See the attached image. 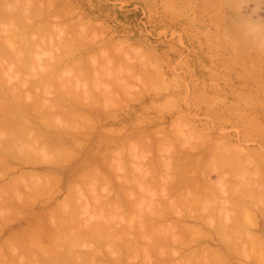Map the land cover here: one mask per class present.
<instances>
[{
  "label": "rangeland",
  "instance_id": "374dc122",
  "mask_svg": "<svg viewBox=\"0 0 264 264\" xmlns=\"http://www.w3.org/2000/svg\"><path fill=\"white\" fill-rule=\"evenodd\" d=\"M23 13H25V14L21 15ZM27 13H28V15H27ZM23 16L28 18V19L30 18L29 21L26 18H24V20L26 21L25 22L26 24L24 23ZM12 18L15 19V23L20 18H22L21 21L23 20V22H21L20 20L19 21L22 23L23 27L19 26L18 29L20 30V28L21 29L24 28L26 33H28L27 38H26L27 35L24 33L25 31L23 29L21 30L22 31V33H21V31H19L17 29V27H15V25L18 26V24L21 25V23H19V22H17V24H15L13 22L15 25L10 26V27L11 28L14 27V29L9 30V28H10L9 25L10 24L12 25V22H10V20L14 21V19L12 20ZM0 20H4V22L6 20V22L7 21L10 22V23L7 22L4 25H3V23H4L3 21H1L2 23H0V24H2V25H0V30L2 31V32L0 31V36H3V37H1L2 39H4L6 37L5 34L7 32L5 30V27L7 28V26L9 27V28H7V31H8V34H10L9 36H10L11 40L14 37L13 34L16 33L15 32L16 31L15 28H16L20 32L18 34V37L24 33V37L28 40V44L34 43V41L37 38L34 35L36 34L35 32L38 31V33L41 35H38V33H37V36L39 39H37L35 41L37 44L36 47L41 45L42 48L46 47V45L48 43H49V45H51V43H55L56 42L55 40L58 39V37L61 38V32H58L56 30V29L59 30V28H61L63 31L62 30H59V31L63 32L62 38L63 39L67 38L66 40H69L71 42L73 41L72 47H71V43H69L71 48H74L77 43L81 44L82 46L77 44L78 46L76 48L77 49H78V47H82V48H79L80 52L78 50L76 51L75 50L76 48H74V49L69 48L68 44L65 45V48H63L64 47L63 45L65 43H68L69 41H66L64 39V41H65L64 42L63 39L61 38L62 41L57 40V42L61 41L63 43L62 46L61 47L59 46L60 49L59 48L56 49L55 48L56 46L53 44V46H54L53 50L57 51L55 53H58V51H59V54H61L63 49L65 51V50H67V48H69L68 50L71 51L69 53V56L71 54L73 55L74 50H75V53H77V54L74 56L75 57L77 56V58H78V59L77 58H75V59H77V60L82 59L81 60L82 62L79 60L78 63L80 62L79 63L80 65H81V63L86 65L85 67H84V65H82V67L81 66L78 67L79 66L78 65L77 67L81 68L83 70H88V68L91 67L89 69V71H90L89 74L91 76L89 75L90 78H88V76L85 78L86 83H89L92 80L91 79V77H93L92 76V69H93V75L95 74L93 78H95L97 76V74L99 73V72L95 73L97 71L95 69L96 67L98 68V71H100L101 75L102 74L106 75L109 73L106 76L103 75V77L99 75V77H100L99 79L97 77L96 78L99 81H101L102 78L103 79L105 78L104 82H106V84H108V86H107L108 90H110L109 88H112L111 89L112 91H109V93L112 92L111 94L104 93L103 92L104 90L102 91L103 87L106 85L105 83L103 84V79L101 81L103 87L100 85L99 88L101 89V87H102L101 91L106 95H104L102 92H101V94L104 95L105 97H103L101 94H99L100 92L97 93L98 92V86L96 89H94L95 84L97 82L99 83V81H97L96 78L92 80V82L94 83V85L92 83L93 86H90L91 84L90 85L87 84L88 86L91 87V88H89L92 92L91 94H93L94 96L97 97L96 100H97L98 105H99L98 107H100L102 109L99 110V108H95L96 101L93 97H92V99H90L89 94L87 97H89V100L91 101V103L93 101H95V103H93L95 106L93 104H89L90 101H87V104H89L90 106L91 105L94 106V108H93V106L90 107V109L91 108L94 109V110H91L92 112L90 111L89 106L84 102V100L82 101V99H81V101L84 102L85 105H87L88 110L90 111L89 112L87 109L86 110L88 112H86V110L85 111L81 110L82 115H84V118H85L84 121L89 122V123L85 124V122H84L83 124H81L80 121H78V118H79V120H81L83 122V117H81V115L79 117H77L78 122L76 121V116L74 119H72L75 121H71L74 123L77 122V124L80 123L79 124V125H81L80 128L81 127H84V128L82 129V133H81L80 131H78L79 127L77 126L76 123H75L76 125L74 124V126H76L75 128L77 129V131L75 130V128L72 125L71 128L74 129L75 135L73 134L72 131H71L70 135L71 136L74 135L73 137L75 139V143H71L72 145L71 144L66 145L67 143H64L70 149L74 148L73 149L74 151H72L71 154H73V152L77 151V153H79V155H81V156H79V155H76V153H75V155L77 157L75 155H73L74 157L72 156L73 158L72 159L70 158V161L65 162L66 164L63 163L67 170H69V169L71 170L72 168L77 167L79 165V163H81V160L82 161L86 160V163H89L88 165L91 169L90 171L95 169V172H96L97 170L100 171L101 168H103V170L105 169L104 170L105 172L107 171L106 175H108V176H109V174L112 175V176L111 175L109 176L111 179L107 178V179H110L111 181L112 180L114 181V182L112 181L110 183V185H112V183H114V185L117 183L120 184L121 182H123L122 180L125 181V179L129 176L128 179H126V180L130 181V182H128L130 184L129 185L130 189L132 187H134L133 189H131L133 192L132 191L131 192L137 193V194H134V196L135 195L137 196V199H135L136 197H134L132 193L131 194L133 197H131L128 194L127 195H128V197L130 196L131 198H134L136 201H134V199L131 201H133L136 204H137V200H140V201H138L139 202L138 204L140 206L142 204V198L143 197H144L143 199H145V198L148 199L150 197L149 199L153 203H155L156 201L154 200V197H156L157 193H159V192L156 191V189H155V188H157L156 185L152 184V186H150V185L148 186V187H150L149 190L151 189V191H152L153 189H155V191H156V192L154 191V193L156 195H151V192L149 194V192L147 193L144 190L145 188L144 189L141 188L143 191L141 189H139V187H137V185L135 184L136 182L132 183L135 174H137L136 172H138V173L140 172V170H138V169H137V171H135V169L137 167H135L134 165L137 164V165H140V167L142 165V167L144 166L145 168L149 169L147 165L151 164V162H153V160L160 161L158 156H160V158H161V156L164 157L161 160H162V162L165 161V163H166V161L170 160L171 157L172 158H173V156L175 157L174 153L176 154V152L179 153L178 151H180V153L177 154V155H180L181 151L184 152L186 149L190 151V150H192L191 148H194L192 151L198 150L197 152L196 151H194V152L196 154H198L197 155L198 157L201 156L202 163L205 165L208 164L207 166L202 165V167L203 168L205 167L207 170L211 169L209 172H211L212 170L215 171V172L212 171L211 173L208 172V175L210 177L209 180L213 181L214 185H212V187L215 186L213 188V190H215V188H216V191H215L216 193L214 194V191H209L210 193L206 194V195H209V197L207 198V202H206V200L203 202V199H205V197H206V196L204 197V195H203L201 197L202 198L201 201L203 203H201L199 201V203H201L202 205L199 203H197V205H194V206H196L195 210L199 207L200 210L197 209V210H199V213H198L199 216L198 217H200L202 219L201 220L202 223L199 222V223H197L196 227L195 226L191 227L195 231L193 229L191 231L186 230L187 233L189 232L188 233L189 235H188L187 233L183 232L185 230L182 229L183 230L182 231L180 229L182 231V233H184L181 235L184 236V239H187V241L189 239V236H192L191 238H192L193 242H194V239H195V241L198 240L200 242L199 243L195 242V244L191 243L192 245L190 244V247H188V248L186 246L188 243H186V245L183 244V245H185L184 247L177 248V249L183 250L182 254L183 253L185 254V252H188L187 255H189L190 257L187 256L189 258V259L187 258V260L189 262L192 261L194 258L195 259L198 258V259H201V261L203 259L202 264H204L205 262H206V264H210L211 263L210 260L212 261L211 264H264V0H0ZM46 24H47V26H46ZM24 25H26V26L24 27ZM254 26L257 27L256 30H254L255 29ZM37 27L41 31H39L38 29H35V31H34V28H37ZM40 27H43V29ZM251 28H253V29H251ZM3 29L5 32L3 31ZM44 29H45V31H44ZM51 30H52V33L50 32ZM55 31H57V32H55ZM3 32H4V34H2ZM11 33H12L13 37H11ZM261 33H262V36H261ZM16 34H15V37L13 39H14V41H16V43L18 41H20V44H19V42L17 43L19 46H16V48L19 49L20 45H21V41L23 42V40H21L22 37L17 38ZM32 34L36 38H35V40H33L31 42V39H34V38H33V36H32V38L31 37L29 38V35L31 36ZM52 34H53V36L58 35V37L54 36V37H56V39L54 38L55 42H52V39H53V37H51ZM39 36H42V40H40L41 37H39ZM45 37L47 39H45ZM1 38H0V40H1ZM27 40H26V42H27ZM14 41L13 40L11 41L12 45H13ZM29 41H30V43H29ZM38 41H39V43H38ZM40 42L42 44H40ZM44 42H46L47 44H44ZM74 43H76V44H74ZM17 44H14V45H17ZM49 45H47V47ZM256 45H259V47ZM53 46H51V47H53ZM66 46H68V47L66 48ZM9 48H11V46ZM68 50H67V52H69ZM7 51H9V50H7ZM7 51H4L5 53L3 52V55L0 54V58H2V59H0V62L2 61V64H3L2 66L6 67L5 64H7V67H8V65L12 64V66L10 65V67H15L16 66L15 65L16 64L15 59L13 60L14 63H12L13 61L11 60L12 62H10V64H9L8 60H10L11 58L6 56V55H8V54H6ZM60 51H61V53H60ZM53 52L51 50L49 52L50 55ZM22 53L23 52H20V54H19L21 57H23L24 55H25V57L27 56L24 53H23L24 55H22ZM49 53L46 52V54H49ZM4 54H5V56H4ZM46 54H43L46 56V60H48L47 59L48 57L50 59V56H48ZM65 55H68V54H65ZM40 56L42 57V55H40ZM57 56H58V54L54 55V57H57ZM69 56L66 57L67 58L66 62L68 64L71 62L70 65H72V66H73V63H74V65H76L77 61L75 64V62H73L74 59L70 60V58H72V57L74 58V56H72V57H69ZM83 57H84V59H83ZM5 59H7L8 63L5 62L6 61ZM41 60L46 62L45 58H41ZM126 60H127V62H126ZM109 61H110V63H108ZM86 62H87V64H85ZM93 63H94V65H93ZM44 64L45 63H43V65ZM34 65H36L35 67H39L38 64H31L30 67H33ZM0 66H1V64H0ZM2 66L0 67V69L2 68ZM72 66H71V68L74 69L77 74L81 72L80 69H78V68L75 69L74 66L73 67ZM116 67H118V70L114 71L116 69ZM113 68H114V70H113ZM128 68L130 70H128ZM32 69L33 68L28 69L29 71L31 70V73L27 74L25 72H28V70H24L23 74H26L27 76H30V75L33 76L35 73L32 71ZM120 69H123V70H120ZM131 69H133V71ZM36 70L38 72L39 69H36ZM68 70H70V66H69ZM74 70H73V72L72 71H70V72L66 71V72H68L69 74L72 72L71 73L72 76H71V74H70V76L73 77V80H71V81L75 82L76 79L78 78L77 76L79 74L78 75L76 74L77 75L76 76L74 73L75 72ZM77 70H78V72H77ZM20 71L21 72H19L18 70L15 72L13 71L15 74L10 73L13 75V78H15V79H16V76L19 75L18 76L19 79H17V80L11 78L12 83H14L16 86H18L19 81H22L24 77L25 78L27 77L26 75L22 74V70H20ZM40 71L42 72V69H40ZM123 71H124V73H123ZM105 72H106V74H105ZM62 73H65V72H62ZM68 73L66 75L67 79H68V77H70ZM125 73H127V75ZM20 74L23 75L24 77L21 78L22 76H20ZM60 75L63 76V78L65 76L64 74L63 75L60 74ZM83 75H84V73H83ZM85 75H88V73L86 72ZM128 75H131V76H128ZM36 76L34 75L33 77H31V76L30 77L33 80H35V78H37ZM61 76H60V78H59V76H57L58 77L57 79H61V80L65 81L64 79L61 78ZM81 76H82V74H81ZM81 76L79 77V79L81 78ZM74 77H77V78L74 79ZM121 77H123V78H121ZM83 78L84 77H82L81 79H83ZM32 79H30V80H32ZM57 79H55V81ZM67 79H66V81H67ZM70 79L71 78H69V80ZM79 79L76 82H78ZM121 79H122L123 83H121L122 82ZM25 80H27V79H25ZM95 80L97 82H95ZM112 80H114V81H112ZM55 81H54V83H55L54 85H56ZM84 81L85 80H83L81 82L79 81L81 83V84L79 83L80 85L78 84L79 86H76V84H77L76 82H75V84H74V82H72V85L74 84L73 85L74 87H76V88L81 87V89L85 88L83 90H86V88L88 89V86L87 87L85 86L86 83H84ZM87 81H89V82H87ZM119 81H121V82H119ZM68 82L71 84L70 81H68ZM110 82H112V83H110ZM116 82H117V85H115ZM126 82H129V83H126ZM9 83H11V82L9 81L8 84ZM65 83L66 82L63 83L64 86L63 85L60 86V84L57 83L59 85V87H62V88H59V87H57V88H59V90L63 89L65 87ZM83 83L85 85H83ZM11 84H9V85H11ZM121 84H122V86H120ZM129 84H131V85H129ZM66 85H67L66 88H68L67 83H66ZM71 86H69V87L72 89L73 86L72 87ZM119 86L121 87V88H119V89H121V91L118 89ZM92 87H94V88L92 89ZM70 88H68V89H70ZM76 88H73V89H76ZM114 88L117 90H115ZM124 88L126 90H124ZM32 89L33 88H28V93H30V94L35 93V92H32ZM34 89H35L34 91L39 89L38 94H41L40 93L42 91V90H40L41 88H34ZM42 89H43L42 93H44L46 89L45 90H44V88H42ZM20 90H22V89L20 88ZM53 90H54V92L52 91V89L49 88V90H47V92H45V94H43V97L47 98V94L49 92L50 93L49 96H50V98H52L51 96L52 95L54 96L56 93L55 89H53ZM80 90H79V92L77 89H76V91L74 90L75 92L73 91L74 93L78 92L77 93L78 95L75 94V96H77V98L78 97L80 98L79 93L82 92V90L81 91ZM90 90L85 91V93H87ZM92 90H94V91L97 90V91H95L96 95L93 93ZM113 91H115L116 93H114ZM51 92H53L54 94H52ZM74 93H72V94L74 95ZM36 94L37 93H35L33 96H35V97L40 96L41 97V95H42V94L41 95H36ZM72 94L71 93H70V95L68 94L69 95L68 97L70 99L73 98V97H71ZM115 95H116V97H115ZM49 96H48V98H49ZM57 96H58V94H57ZM57 96L55 95L54 98H56ZM81 97L83 98V97H85V95L84 96L82 95ZM70 99H67L68 102L69 101L71 102ZM83 99L86 100L88 98L85 97ZM65 101H66V99L64 100V105L66 103H68V102L65 103ZM71 103L69 106L72 105V107H73L74 105H73V103L72 104ZM64 105H61V106H64ZM69 106H66V107H69ZM38 109L41 110V108H38ZM62 109L64 110L65 106ZM63 112H66V110ZM78 113H80V110L78 111ZM85 113H87V114L85 115ZM57 114H58V112L55 114V117H54L55 120H53V122L57 121V123L56 122H54V123L58 124V122L60 120L62 122L64 117H65L66 121L68 119H69L68 121H70V118L68 117L69 116L68 112H66V114L63 113V115L60 114L63 117L62 119L58 115L59 121L57 120L58 118H56ZM64 115H66V116H64ZM78 115L79 114H77V116ZM85 116H87V117H85ZM66 117L68 119H66ZM65 120L63 122H65ZM65 123L68 125V122H65ZM56 124H55V127H56ZM88 124L89 125L90 124L95 125L96 127L93 129L94 126L91 127V125L89 126ZM86 125H88V126H86ZM80 128H79V130H80ZM89 128H90V130H89ZM83 131H85V133L88 132V133H86L87 135L84 136L85 133ZM77 133H80V134H77ZM88 134H89V136H88ZM102 134H105V135H102ZM80 135H82L84 137L82 138V136H80ZM99 135H101L102 137ZM181 135H182L183 139H184V137H187L189 140L186 138L184 141L182 139ZM90 136H92L91 139L93 141H91ZM98 136L101 138V141H100V138ZM104 136L105 137L108 136V137L104 138ZM154 136H156V137H154ZM75 137H77L78 139H76ZM114 137L116 138V141L113 140ZM178 137H179V140H178ZM96 138H99V139H96ZM111 138L114 142L111 140ZM140 138L142 140L141 144H142V142L146 143L145 141L148 140L147 141L148 143H146V144H148L147 146H146V144L142 145V147L144 146L143 147L144 149L146 147L148 152H144V150L142 151L143 148L141 147V145H140V147H138V145L140 144V141L137 139H140ZM145 138H146V140H143ZM165 138H167V139L169 138V140L165 141L164 140ZM107 139H110V140H107ZM126 139H128L127 144H126ZM157 139H159V140H157ZM98 140H99L100 144L98 143ZM136 140H137V143L139 142L138 145L136 144ZM152 140L153 141L155 140L154 141L155 143ZM163 140H164V142H167L166 148L160 147L162 145L161 141H163ZM173 140H175V141H173ZM182 140H183V142H182ZM187 140H188V142H187ZM76 141H78L77 145H76V143H77ZM151 141L154 143L153 146H152ZM169 141L171 144L168 143ZM91 142H93V143H91ZM94 142H96L95 144L98 145L99 147L94 145ZM119 142H121L120 146H118ZM159 142L161 144L160 146L158 144ZM164 142H163L162 146H165ZM172 142L173 143L175 142V144H173ZM180 142H182V143H180ZM68 143H70V142H68ZM114 143L115 144L117 143L118 145H113ZM122 143H125V145L124 144L122 145ZM130 143H132V145H128ZM91 144L93 145V147ZM103 144H105V145H103ZM135 144H136V146H135L136 149L133 147V145H135ZM70 145L72 146V148ZM107 145H108V147H107ZM110 145L112 148L109 147ZM170 145H171V147H170ZM172 145H174V146H172ZM180 145L182 146V148ZM192 145L195 147L196 146H201V147H197V149H195V147H192ZM76 146L82 148V150L80 148H76ZM94 146H96V147H94ZM116 146L119 148H117ZM121 146H124V147L126 146V147L121 149L120 148ZM130 146L133 149H135V150H133L134 151L133 154L135 153L139 156V153L141 151L142 154L140 153V155L142 157H144L143 152H144V154L146 153L144 160H142L144 162V164L139 159L141 157L138 158V156H136L134 154L136 156V159H135V158H133L134 155L132 154L133 157L131 155L132 152L131 153L128 152V150L132 151V149H127L128 147L130 148ZM148 146H149V149H148ZM27 147H25V148H27ZM84 147L85 148L87 147L86 148L87 150L89 148H92V150L89 149L87 151ZM106 147L109 149H106ZM156 147H158V148H156ZM172 147H173V151H172ZM116 148H117V150L121 149V151H119L120 153L118 151H116L117 153H115L114 150H116ZM139 148H142V149L139 150ZM169 148H171V149H169ZM199 148H200V151H199ZM78 149L82 152L84 150V152L82 153ZM123 149H124V153L126 155L125 154L123 155L121 153L123 151ZM213 149L215 151H213ZM109 150H110V152H111V150L114 152L112 154H110ZM151 150H152V152H151ZM168 150L170 151L171 156L169 155ZM208 150L210 151V153ZM89 151H91L92 153L90 152L91 153L90 154ZM107 151H108V154H110V156L107 154ZM136 151H137V153H136ZM189 151H187V152H189ZM203 151H204V153H203ZM194 152H192V153H194ZM217 152H219L218 156H217ZM68 153H69V151H68ZM104 153L106 154V157H104L105 159L109 156L108 159L110 161H108L107 159H106V161H108L110 163L105 162V159L103 162L102 156ZM118 153H119V155H118ZM128 153H130V155H128ZM38 154L37 155L40 157V153H38ZM114 154H115V156L116 155H118L119 157L122 156L123 160H125L124 158H126L125 161L126 162L128 161L127 165L122 167V164L124 165L126 163L123 162V160H120L123 163L121 162L122 164L119 166H118V164L117 165L113 164V166L115 167V168H113V166H111L112 163L114 162V160L117 161V159H118L117 158L118 156L116 157V159L111 157ZM224 154L226 156L225 158H224ZM88 155H90V156H88ZM100 155H101V157H99ZM181 155L186 156L185 154L183 155V153ZM115 156H113V157H115ZM167 156H169L168 157L169 159L165 158ZM75 157H76V159H75ZM84 157H86V158H84ZM90 157H92V158L98 157V158L92 159ZM130 157L133 158L132 160H136V161L135 162L133 161L134 163H131L132 160ZM153 157H155L156 159ZM152 158H153V160H151ZM219 158H221V160H219ZM77 159H78V161H77ZM96 159H98V161ZM206 159H207V161H206ZM99 160H102L103 163ZM96 161L98 162V164H99V162L101 163V165L100 164L98 165V166H101L100 168L98 167L99 169L94 168L92 166V164L94 162L97 164ZM140 161H141V163H140ZM171 161H172V159L170 160V162ZM208 161H210V162H208ZM145 162L148 164L146 165ZM206 162H208V163H206ZM95 163L93 165H95V167H97ZM105 163L107 165L102 166V165H105ZM117 163H120V162H117ZM128 163H129V166L131 165V167H132L131 169H133V167H135L134 168L135 172L132 171L134 173H132L131 170H129V167H128L129 171H127V170H126L127 172L125 171V169L128 166ZM63 164L61 165V167L64 166ZM212 165H216V166L213 167ZM231 165H234V166L232 167ZM107 167L108 168L112 167L113 169H115V171L114 170H113L114 172L110 171L112 168L111 169L109 168V172H108ZM121 167H122V169H121ZM144 167L142 169H144ZM62 168H64V167H62ZM116 168H117V170H116ZM138 168H139V166H138ZM61 170L58 171V173L60 172L59 174H61L62 171H64V170H62V171ZM81 170H82V168H81ZM103 170H101V171L104 172ZM123 170L126 173L125 172L123 173ZM146 171L148 172V170H146ZM64 172L66 173V171H64ZM93 172H94V170L92 171V173ZM112 172L114 174L117 173V174L121 175V176L118 175L119 178L116 176V178H118V179H120V177L122 178L123 176H125L124 174H126L128 176L127 177L125 176V179H123L124 178L123 177L120 181H115V175H113ZM92 173L91 172L89 173V171H88V174H90L89 178L90 177L91 178L90 179L88 178L89 181H88V179H86L87 181L86 180L85 181L88 184L91 183V186H92L93 184H92V181L90 182V180L91 179H93V180L98 179V181H96V184H95L97 190L96 189H94L95 191L93 190V192H96L94 194L95 195L97 194V196L103 195L102 197H104V195L106 196L109 189H110V191H109L110 194L108 193L110 197L107 195V199L108 198L113 199V201H114L115 195H114V192L111 190L112 187L109 186V184H108L109 188L107 186V183H109V182L107 181V183L105 184L104 183L105 180L101 179L102 182L104 181L103 183L106 185V187L108 189L107 193H105V191L107 189L101 184L102 183L101 180H99V178L97 177L98 175H96L97 173L99 174V172H96V174L93 176L96 179H94L92 177V175L94 174V173L93 174ZM101 174H103V173H101ZM122 174H123V176H122ZM85 175H86V173L84 174V176ZM106 175H104V176H106ZM130 175L133 176V178ZM208 175H207V177H208ZM139 176H140V174H139ZM226 176H227V179H226ZM27 177L28 176H26V178H24V179H28ZM223 177H224V179H223ZM30 178L28 179L29 183H30V181H29ZM129 178H131V179L129 180ZM38 179H40V178L36 176V178L32 182V178H31V183L30 184L28 183L29 185L27 184V187H34V185L37 186L39 183ZM72 179L74 180V179H76V177L73 178V176H72ZM72 179H70V181H72ZM220 179H221V181H220ZM257 179H258V182H257ZM64 180L65 181H61V180L59 181L58 180V184L56 183L57 182L56 181L55 182L57 184L56 186H55V183H54V185L52 184L54 186L55 191L56 190L58 192L60 191L59 194L56 193L54 190H53V192H55V193L51 192L52 188H53L51 185V191L46 190V189H48L49 186H47L46 188L44 187L45 189L43 190L42 193H44V191L45 192L47 191L45 197L44 196H43V198L40 197L42 194L41 193L42 189L39 191L41 194L37 191L38 196L34 195L36 197H40V199L31 195V197H30L31 199L33 197L35 199H37V201H34L37 204L32 201L34 199H32V200L29 199L32 201V202L28 201V202H30L29 203L30 207H29V205H26L27 207L22 206L23 210H25L23 212L27 213V214L24 213L27 218L24 217L25 215L21 211L22 210L21 206L20 207L18 206L19 208L16 206L17 207L16 211L14 209L15 206L13 208H11V210H10V208L7 210H0V213H1L0 214V221L1 222L3 221V217H5V216L10 215L9 216L10 219L13 218L12 222H9V223L7 222L8 223L7 225L4 224L8 228H6L0 222V227H2L4 229V230H2L0 228L1 232L3 231L2 234L0 232V241L3 242L6 238H8V239H6L5 241L10 240V238H11L10 241H12V239H13L12 237H14V236H12V237H11V235L9 236L10 231H11V233H13L14 230L16 229L15 231L21 232L23 227H26L27 225L29 226L30 223L34 222V219H35L34 215L37 213H40V211H42L43 209L53 208L54 206L58 205V202L59 203L62 202L64 204L63 199L67 198L66 196H67V191L69 188L68 186L71 187V185L73 184L72 187L74 188V186L76 185V182H77V185L75 186V187H77L79 179H77L78 181L75 180L76 182L72 181L73 183H71L70 181H67L66 178ZM81 181H82V179H81ZM99 181H100V183H97ZM86 182H85V184L87 185ZM217 182H221V184H223L222 187L219 185H216ZM261 182L263 183V185ZM68 183H70V184H68ZM83 183L81 184V182L79 181V187H77V190H76V188H74V191L75 190L79 191L82 189H84L85 192L87 191L86 192V194L88 193L87 195L85 194V192L83 193V191H82L81 196L83 197V194L86 195V198L83 197L85 199H83V198L82 199L86 201L88 198L89 202L91 201V204H93L92 200H93L94 194H90L92 196V199L90 200L91 197L89 195V191L91 189L89 188L86 190V188H88V187L87 186L82 187L83 185H85ZM126 183L127 182L125 181L122 184L124 185ZM228 183H229V185H228ZM258 183L261 185H259ZM131 184H133V185H131ZM80 185H81V187H80ZM99 185L101 186L99 189L104 188L103 189L104 194H102L101 190H99L101 192V194L98 191L97 186H99ZM24 186H25V184H24ZM91 186H89V187H91ZM102 186H103V188H102ZM154 186H156V187L154 188ZM216 186L221 187L220 189L223 188L222 189L223 191L226 188H227V190H226V192L225 191L224 192H222V191L218 192L217 189H219V187L217 188ZM235 186H237V187H235ZM152 187H153V189H152ZM23 188H21L22 189L21 192L28 190V188H26V186L24 189ZM79 188H81V189H79ZM93 188H95V187L93 186L92 189ZM248 188L251 190H249ZM130 189L128 190L129 192H130ZM136 189L138 191L140 190L144 193L140 192L142 195H139V192L136 191ZM134 190H135V192H134ZM157 190H160L159 187L157 188ZM233 190L235 191L236 194L234 193ZM76 191H75V193H76ZM128 191H127V193H128ZM48 193H51L53 195L50 196V194L48 195ZM68 193H69L68 194V199H69V195L71 192L68 191ZM98 193H99V195H98ZM154 193L152 192V194H154ZM54 194H55V196H54ZM71 194H74V193H71ZM77 194L80 195V193H78V192H77ZM159 194H158V196H159ZM212 194H213V196H212ZM88 195H89V197H88ZM187 195L189 196L190 194H187ZM72 196L73 195L70 196L71 199H72ZM139 196H141L142 198ZM151 196H154V197L151 199ZM220 196H222V197L224 196L225 198L223 197V199H226V201H228V203H230V204L227 205L228 203H226V201H224L222 199V197H220ZM47 197L48 198L50 197L49 199H51V198L52 199L49 201V199H47ZM76 197H77V199H75ZM76 197H74L75 200L72 199V201L74 200L73 201L74 203L76 201L75 204L74 203L72 204L71 200H70V203L67 204L68 201L65 203L67 205L71 204L72 207L78 205L77 203H81V201L79 200L80 197L78 195H76ZM102 197H101V200H103L105 198L103 200L104 202H108V201L111 202L112 201L109 199H108V201H106V197H104L103 199H102ZM138 197L141 199H138ZM210 197L213 199H211ZM227 197L229 198V200H227ZM21 198H25V196H21ZM94 198H96V197H94ZM99 198H98V200H99ZM158 198H155V199L158 200ZM43 199H45V200H43ZM53 199H55V200H53ZM208 199H210L209 201L212 200V202H208ZM47 200H48V203H47ZM150 200L149 201L143 200L144 201L143 206L145 204V206H144L145 208L142 205L141 206L144 208L145 212L143 209L137 208L139 206L136 207L135 204H134L135 207H132L133 205H131V204H130V206L133 208V210H134L133 212H135V214H136V212H137V214L140 213V214H138V216H140L141 212L146 213L148 208L150 210L152 207H155V205H153ZM43 201H45L48 206H45L46 203ZM157 202H159V201H157ZM183 202H185V201H183ZM196 202L197 201H194L192 203L194 204ZM215 202H216V204H215ZM32 203H33V205H32ZM119 203H120V201H119ZM148 203H151L152 205H149ZM101 204H103V203L101 202L99 204V206ZM104 204L101 205L102 208H103ZM109 204L111 206V203H109ZM113 204H114V202H113ZM146 204H147V210H146ZM209 204L215 205V206H214V208L212 206L213 210L209 209L210 211L208 212V210H205V209L207 207L209 208V206H210ZM50 205H51V207H50ZM105 205H107V203ZM115 205L116 204H114V207H115ZM189 205H192V204H189ZM219 205H221V206H219ZM223 205L224 206L227 205L229 212H230L229 213L228 209H227V213H228L227 218H229V219L231 218L232 220L230 219L228 221L226 216L224 215L225 213H222L223 211H226L223 209L227 208L226 206L224 208ZM99 206L97 208L101 209V207H99ZM107 206H109V205H107ZM181 206H179V207H181ZM183 206L185 207V205H183ZM186 206H187L186 209H188V212L195 211L193 208H190L192 206H190V207H188V205H186ZM216 206H218V208H216ZM230 206H231V208H230ZM68 207H67V209H68ZM93 207H96V206H93ZM93 207L92 206L90 207V205H89L83 214L81 213L83 211H79L80 213L77 211L76 216H78L79 214L81 215L80 217L78 216L77 218H79V220L82 219L83 222L84 221L87 222L90 220L88 218H89V215L91 214L90 217H93L97 221L99 219V220H101V223L109 222V224H110V220H112V219L118 220L121 222V218H124L123 221H125V220H128L126 218L129 217V216H127V217L124 216L125 214L126 215L128 214L127 207L129 209V206H123V208L125 207V209H123V211L120 210L122 212L119 211V208L120 209H122V208L116 206L118 208L114 209L116 212L112 211V216L113 215L116 216L118 214V216H121L120 218L118 216H116L118 219H116V217L110 218L112 216H108V215H111L109 213L111 212L112 208H114L113 206L111 209L109 207L107 208V209H109L108 211H110L108 213V215L106 214L107 211L105 212V210L103 211L105 213V215L103 214V216L99 215L100 211H97L99 213V214L97 213L98 217L100 216L101 218L96 217L97 215L94 216L95 214H93V216H92V213H95V211L93 210ZM104 207H106V206H104ZM134 208H137L136 211ZM215 208L217 209V211ZM219 208H221L220 210H223V211H220ZM17 209H19L18 212L22 213L21 215H23V216H20V214H17L18 213ZM27 209H28V211H26ZM79 209L81 210V208H79ZM103 209H106V208H103ZM139 209L141 211H139ZM181 209H182V212L180 211ZM77 210H78V208H77ZM97 210H99V209H97ZM197 210L195 212H197ZM218 210L221 213H219ZM12 211L16 214V217L19 215L20 216V217L18 216L19 218H22V217L23 218L18 220L17 219L18 217L15 218V215H14V217L11 218L12 214H14ZM130 211L132 212L131 208H130ZM130 211H129V213L131 214ZM178 211H180L182 214L184 212L186 213V211H184V209L182 207L180 209H178ZM103 212H101V214ZM200 212H202L203 214L205 212L208 215L205 217L206 219L208 217H212L213 221H211V218L207 219V222L210 220L209 221L210 225L212 223V227L214 226V224L217 226H222L221 225L222 222H223V227H218V230H216L217 228H215L216 226H214V229H210L209 228L210 226L207 225V222H205L206 225L204 224V220L206 221V219L203 217V214ZM132 214H134V213H132ZM132 214L129 217V221L131 220L130 218H133ZM189 214L190 213H188L187 215H189ZM196 214L197 213H195V216H197ZM200 214H202V215H200ZM106 215H107V217H106ZM136 215H135V219H133L134 221L137 218ZM173 215L177 216L176 214H173ZM190 215H193V213ZM104 216H105V218H103ZM142 216H145V215H141V217H139L135 221V223L130 221L133 225L131 226V224L129 225V223H128L126 225L127 228L129 226H131L132 228L130 230L133 231L135 229L134 224H136L138 220H139L138 223L141 224L140 219L143 218ZM174 216L172 218H174ZM31 217H33V218H31ZM14 218L17 219V221H19L17 224H16V220L14 221ZM23 219H25V220H23ZM221 219H223V220L221 221ZM91 220H93V219L91 218ZM114 220H112V221H114ZM224 220L226 221V224L228 221L227 225L225 224ZM233 220H235L234 222H236V223H233ZM90 221L87 223H90ZM118 221H116V222L114 221L116 223V225H117ZM129 221H127V222H129ZM219 221H220V223H219ZM181 222L183 223V221H181ZM10 223L12 224V226ZM124 223L125 222H123V226H125ZM184 223L186 225H189V226H192L194 224L193 222H187L185 220H184ZM9 224H10V226H9ZM118 224H119V227H120V225H122L119 222H118ZM139 224H137V225L139 226L138 228L141 231L143 229V228L141 229V227H140L142 224L141 225H139ZM224 224L228 228L227 230L225 229L226 227H224L225 226ZM229 224H230V226H229ZM116 225H112V226L116 227ZM126 226H125V228H126ZM117 227H116V229H117ZM195 228H201V229H195ZM139 229H136V230L139 231ZM222 229L226 230V232L222 231ZM136 230H134V231L137 232ZM173 230L175 231V229H173ZM176 230H177V228H176ZM215 230L217 232H215ZM132 231H131V233L134 232V231L133 232ZM173 232L171 234H173ZM180 232L177 231V233H180ZM212 232H213V234H212ZM224 232H225V234H224ZM129 233H130V231H129ZM134 233L132 234L133 237H134ZM219 233L221 236V240H220ZM130 234H128V235H130ZM135 234H137V233H135ZM206 234H207V236H206ZM222 234H224V235L222 236ZM173 235H174L175 239L178 238V240L182 241L183 238L182 237L179 238L180 234L178 236H176V233ZM208 235H210V236L212 235V237H214L215 240L214 241L209 240L210 237H208ZM204 236H205L206 240L203 238ZM259 237H260V239H259ZM143 239L146 240L148 238H143ZM13 240L16 241V237H14ZM190 240L191 239H189V241ZM223 240L226 242V245L228 247V248L226 247V252H225L223 246H221L219 244L220 241L224 242ZM141 241L145 242V243L147 242V240L146 241L141 240ZM2 242H0V243H2ZM8 242L9 241H7V243ZM184 242H186V241L185 240L182 241V243H184ZM40 243H42L41 245L44 246L43 243H45V242H40ZM207 243H208V246L210 245V249L212 248L211 249V250H213L212 252L215 251L216 253H219V254L222 253V254L216 255L215 252L214 253L210 252L208 254L204 253L202 255V258L201 257L199 258L197 256L199 253V251H198L199 248L197 246L199 244H200L199 247L201 245L203 246V244L207 245ZM91 244H92V242H91ZM13 245H15V244H13ZM89 245H90V243H89ZM94 245H95V243H94ZM104 245H103V247L107 246V244L105 246ZM15 246H17V245H15ZM195 247H197L198 249ZM10 248L12 250H14V248H15V250H16L17 247H13V248L10 247ZM78 248H80V245ZM108 248H111V247H108ZM116 248L117 247H113L112 250L116 251ZM140 248L145 249V247H140ZM81 249H83V247L80 248V250ZM84 249H89V248H86V246H85ZM121 249L123 250V248H121ZM144 249H143V257H146V254H145L146 252L144 251ZM193 249L195 251H197V253H196L197 255L194 254L196 256L192 257L193 252L189 253V251L190 250L194 251ZM101 250H102V247H101ZM103 250H102V252H105V255L107 254L108 256L109 255L111 256V254H108V253H112L111 249L109 250L110 252H106V251H108L107 249L104 251ZM118 250H120V249H118ZM122 250H121L122 254H120L119 253L120 251H118V254H120L122 256L121 257L122 259H119L121 264H127L129 260H130L129 261L130 263H128V264L134 263L133 261L136 262L134 264H139V263L143 264V261L141 260V258L143 259L142 254H140L141 258H139V255H138V253H141V252H139L141 250L138 249V253L136 252L137 254L135 255L136 257L133 256L135 253V252L133 253V251H136V250H134V249H133V251L131 250L133 253V255H132L133 259H129V258H131L130 257L131 252H130V255H128V259H129L128 261H127V259H126V261L123 260V259H125V257L127 255L124 254V252ZM145 250L147 251V249H145ZM229 250H230V252H229ZM11 253L13 254L14 252H11ZM102 254H104V253H102ZM115 254L118 255L117 252L114 253V255ZM190 254H192V255H190ZM116 255H115V257H117ZM147 255H148V253H147ZM152 255H155V254L152 253ZM34 256H35V254H34ZM155 256H154V258L156 259L157 256L156 257ZM178 256H179V254L178 255L176 254L174 259L172 257V260L175 261V264H185V263H182L185 260L178 259L179 258ZM205 256H207V257H205ZM208 256H210V257H208ZM111 257L113 258V254ZM150 257H153V256H150ZM32 258H31V260H32ZM36 258L38 259V257H36ZM154 258H152V260ZM25 259H26V256H25ZM144 259H146V258H144ZM177 259L180 261H176ZM106 260L104 258H102V262L105 263ZM147 260H148V257H147ZM172 260L170 261L171 263H173ZM194 260H193V262H194ZM19 261H20V259H19ZM38 261H39V259L37 261H34V262L39 263ZM123 261H125L127 263H123ZM141 261H142V263H141ZM150 261L148 262V264H150ZM199 261L200 260H198L196 262L201 264V262H199ZM189 262H187V264H189ZM152 263L155 264V262H152ZM144 264H146V261L144 262ZM194 264H196V263H194Z\"/></svg>",
  "mask_w": 264,
  "mask_h": 264
},
{
  "label": "bare ground",
  "instance_id": "6f19581e",
  "mask_svg": "<svg viewBox=\"0 0 264 264\" xmlns=\"http://www.w3.org/2000/svg\"><path fill=\"white\" fill-rule=\"evenodd\" d=\"M25 13H23V14H21V15H24ZM30 14V13H29ZM27 15H28V13H27ZM26 16V15H25ZM24 18H26V17H24L23 16V20H24ZM14 18H12V20H13ZM21 19L22 18H20L19 20L21 21ZM28 21H29V19L28 18H26ZM18 20V19H17ZM17 21V22H19V23H21V22H23V20L20 22V21ZM1 21H3L4 22V20H0V23H2ZM8 22V21H7ZM6 22V20H5V22L3 23V25L4 24H6L7 23ZM10 22H12V25L10 24L9 25V27L10 26H13V25H15V24H17V22L15 23V19H14V21H11L10 20ZM10 22H8V23H10ZM15 24H14V23ZM26 21L24 20V23H25ZM29 23V22H28ZM26 24V23H25ZM0 25H2V24H0ZM8 25V24H7ZM39 25V24H38ZM23 27V25H22V23H21V25L20 24H18V26H16L15 25V27H17V29H18V27ZM26 25H24V27H25ZM42 26V25H41ZM45 26V25H44ZM46 26H47V24H46ZM45 26V27H46ZM56 26V25H55ZM8 26H7V28H9ZM39 27V26H38ZM34 28V31H35V29H38L39 30V28ZM59 27V26H58ZM255 27V26H254ZM253 27V28H254ZM7 28L5 27V30H6V37L4 38V39H2L1 37H3V36H0V38H1V40H0V54H2L3 55V52L4 51H7V50H9V51H7L6 52V54H8V55H6L7 57H10L11 59L10 60H8V62H9V64H10V62H12L14 59H15V62H16V66L15 67H10V65L12 66V64H10V65H8V67H7V64H5L6 65V67L5 66H2L3 64H2V61L0 62V64H1V66H2V68L0 69V174L2 175H0V210H7V209H9L10 208V210H11V208H13L14 206H15V211H16V208L19 206H21V208H22V213L24 214V213H26V212H23V211H25V210H23V207L22 206H26V205H29V203L30 202H34V201H37V199H35L34 197H36V196H38L37 195V191L39 192L41 189H42V191H41V193L43 192V190L47 187V186H49L48 187V189H46L47 191H51V185L53 184L54 185V183L56 182L57 184H58V180L60 181H65L64 179L66 178L67 179V181H70V179H72V176H73V178H75L76 177V179H72V181H74V182H76V181H78L77 179H79V181L81 182V184L86 180V179H88L89 178V176H90V174H88V171H89V173L91 172L92 173V171L94 170V174L92 175V177L96 174V172H99V174L97 173L96 175H98L97 177L99 178V180H105V184L107 183V181L109 182V183H107V186H108V184H109V186H111L112 187V191L114 192V201H113V199H109V200H112L111 202H109L108 201V199H107V195L109 196V191H110V189H109V191H108V189H107V187H106V185L102 182V180H101V184L107 189H105L106 191H105V193H107V191H108V193H107V195L105 196L104 195V197H106V201H108L109 203H111V206H110V204L108 203V202H104L103 200L105 199L104 197H102L103 195H100V196H97V194L95 195L94 193H96V192H93V190L94 189H96V186H95V184H96V181H98V179L97 180H93V179H91L90 180V182L92 181V186H91V183H87L86 181V183H87V185L85 184V182L83 183V184H85V185H83L82 187H88V188H86V190L87 189H91L90 191H89V195L90 194H94L93 196L94 197H96V198H94L93 197V200H92V203L94 204H91V201L89 202V199L87 198V200L85 201V200H83V199H85L86 198V195L88 194H86V192H85V190L84 189H82V190H79V191H76L77 190V187H79V181H78V186L77 187H75L76 185H77V182H76V185L74 186V188H76V193H75V191H74V188L72 187L73 186V184L71 185V187L70 186H68L69 188H68V191L69 192H71V193H74V194H71L70 193V195H69V199H68V191H67V198H65V199H63L64 201V204L62 203V202H58V205H56V206H54L53 208H50V209H43L42 211H40V213H37V214H35L34 215V217H35V219H34V222H32V223H30L29 224V226L27 225L26 227H23L22 228V230H21V232H19V231H15L14 230V232L13 233H11V231H10V234H9V236L11 235V237L12 236H14V237H16V241H14L13 239H14V237H12L13 239H12V241H10L11 240V238H10V240H7V241H9L8 243H7V241H5L6 239H8V238H6L3 242L2 241H0V242H2V243H0V264H36L37 262H34V261H37L38 259H39V263H37V264H121V262H120V260L119 259H122L121 257V255L120 254H122V252H121V248H123V252H124V254H126L127 256L125 257V259H123V260H125L126 261V259H127V261L129 260V259H133L132 257L133 256H135L137 253H138V249L139 250H141V251H139V252H141V253H138V255H139V258H141L140 257V254H142V257H143V249L144 248H140V247H145V249H147V251L144 249V251L146 252H144L145 254H146V257H143V259L144 258H146V259H144L145 261H146V264H148V262L151 260L152 262H155V264H175V261H173L172 260V257H173V259H174V257L176 256V254L178 255L179 254V258L178 259H183V260H187V258L188 257H190L189 255H187L188 254V252H185V254L183 253L182 254V252H183V250H181V249H177V248H181V247H184L185 245H186V243H188L186 246H187V248L188 247H190V244L191 243H193V244H195V242H197V243H199L200 241H198V240H196L195 241V239H194V242L192 241V236H189V239H191L190 241H189V239H188V241L190 242H188L187 241V239H184V236H182L181 234H184V233H187L186 232V230H189V231H191L193 228H191V227H196V225H197V223H199V222H201V218L200 217H198L199 215H198V213H199V207L197 208V209H199V210H197V212H195L196 210H195V208H196V206H194V205H197V203H199V201L201 202V203H203L205 200H206V202H207V198L209 197V195H206V194H208V193H210L209 191H214V194L216 193L215 191H216V188H215V190H213V188L215 187H212V185H214L213 184V181H210L209 179H210V177H209V175H208V172L211 170H207L205 167L203 168L202 167V165H204V166H207V165H205V164H203L202 163V159H201V156L200 157H198L197 155L198 154H196L194 151H198V150H194V151H192L194 148H191L192 150H187V151H189V152H187L186 150V152L184 153V152H182L181 151V154L183 153V155L185 154L186 156H182L181 154V156L180 155H177V154H179L180 153V151H178L179 153H177L176 152V154L174 153V155H175V157L173 156V158L171 157L170 158V160L172 159V161L170 162V160H167L166 161V163H165V161L164 162H162V158H164V157H162L161 156V158H160V156H158V158H159V160L160 161H158V160H153V158H155V157H153L151 160H153V162H151V164H149V165H147L148 163H146V165L148 166V168L149 169H147V168H145L144 166V169H142L143 167H142V165H141V167H140V165H137V164H135L134 166L135 167H137L136 169H135V171H137V169L138 170H140V172L138 173V172H136L137 174H135V176H134V178H133V176H131L132 178H133V182L132 183H134V182H136L135 184L137 185V187H139V189H141V188H145L144 190L148 193L149 192V194H150V192H151V195H156L155 193H154V191H155V189H156V191H158L159 193H157V196L156 197H154V196H151V199L154 197V200L156 201H154L155 203H153L149 198L148 199H143L141 196H139V197H141L142 198V206H143V203H144V201L143 200H145V201H151V203L153 204V205H155V207H152L150 210H149V208H148V210H147V204H146V213H144L145 212V210H144V206H145V204H144V208L141 206H139V202L138 201H140V200H137V204L136 203H134L133 201H131V200H133L134 198H131V197H133L134 196V194H137V193H132L133 191L131 190V189H133L134 187H132L131 189L129 188L130 186V184L128 183V182H130V181H128V180H126V179H128V175H126V174H124L127 178L125 179V176H123V174H122V176L124 177H122L123 179H125V181L128 183H126V184H122V183H124L125 181L124 180H122L123 182H121L120 184L119 183H117V184H115L114 185V183H112V185H110V183L113 181H111L110 179V175L111 174H109V176L108 175H106L107 173V171L105 172L104 170H103V168H101V170H103L104 172H102L101 170L99 171V170H97L96 172H95V169H93L92 171H90L91 169H90V167H89V163H86V160L84 161H82L81 160V163H79V165L77 166V167H75V168H72L71 170L69 169V170H67L66 169V167H65V165L64 164H66L65 162H67V161H70V158L72 159L74 156L73 155H75V153H76V155H79V153H77V151H75V152H73V154H71L72 153V151H74L73 149H70L69 147H67L66 145H69V144H71V143H75V139H74V135H75V133H74V129L73 128H71L72 127V125H73V127L75 128L76 126H74V124L76 123L77 124V122L78 121H80V123L81 124H83L85 121H84V115H82V111L81 110H88V107H87V105L89 106V109H90V107H92L94 104L93 103H95V101H96V103H95V108H99V110L100 109H102V108H100V107H98L99 105H98V102H97V100H96V96H94L93 94H91L92 92H91V90L89 89V88H91L90 86H93L94 85V83L92 82V80L93 79H95L96 77L99 79L100 77H99V75L100 76H102L103 77V75L104 74H102L101 75V73H100V71H98V68L96 67L95 69L97 70L95 73H98L97 74V76L95 77V78H93L94 77V75H93V69H92V76L93 77H91V82H89V81H87V82H89V83H86V77L88 76V78H90V71H89V69L91 68H88V70H83V69H81V68H78V67H82V65H84L83 63H81V65L78 63V61L80 60H82V59H79V60H77L78 58H77V56L75 57L74 55H76L77 53H75V50L77 51H79V48H82V47H78V49L76 48L78 45L77 44H79V43H74V44H76V46L74 47V48H76L75 50H74V54L72 55H70L69 56V53L71 52L70 50H68L69 48H71L72 47V45H73V41L71 42V41H69V40H66L65 38V40L66 41H69L68 43H65L63 46V48H65V45H69V43H71V47H70V45H69V48H67L68 46H66V48H67V50L69 51V52H67V50H65L64 51V49H63V51H62V53H61V51H60V53L61 54H59V51H58V53H55V52H57L56 50H53L54 49V46H53V44L56 46L55 48L57 49V48H59L60 49V47L62 46V40H61V38H62V34H63V30L61 29V28H59V30H62V31H59L58 29H56L58 32H61V38L60 37H58V35H54V36H57L58 37V39H56V37H54L53 36V34L51 35V37H53V39H52V42H55V43H51V45H49V43L47 44L46 42H44V44H47V45H49L48 47H47V45H46V47H43L42 48V46L40 45V46H38V47H36L37 46V44H36V40L37 39H39L38 38V36H37V33H38V31L37 32H35L36 34L34 35V36H36V37H34L33 36V34L30 36L29 35V38L31 37L32 38V36H33V38L34 39H31V42L33 41V40H35V38H36V40L34 41V43H30V41H29V43L30 44H28V40L26 39L27 37H28V33H26V31L24 30V28H22L25 32V34L27 35L26 36V38L24 37V33L23 34H21L19 37H24L23 39L21 38V40H23V42L21 41V45H20V48L18 49V48H16V46H19L17 43L19 42V44H20V41H18L17 43H16V41H14V37H15V34H16V36H17V38H19L18 37V34L20 33L19 31H21L22 29L20 28V30L18 31L16 28H15V34H13L14 35V37H13V35H12V33H11V37H13L12 38V40L14 41L13 42V45L11 44V38H10V34H8V31H7ZM28 28V27H27ZM40 28H42L43 29V27H40ZM48 28V27H47ZM46 28V29H47ZM253 28H251V29H253ZM2 29V28H1ZM10 29H14V27H10L9 28V30ZM49 29V28H48ZM47 29V30H48ZM257 29V27H255V29L254 30H256ZM1 31V30H0ZM3 31H4V29H3ZM14 31V30H13ZM18 31V32H17ZM39 31H41V30H39ZM44 31H45V29H44ZM43 31V32H44ZM57 31H55V32H57ZM2 32V31H1ZM5 32V31H4ZM4 32L2 33V34H4ZM33 32V31H32ZM42 32V33H43ZM51 33H52V30L50 31ZM10 33V32H9ZM21 33H22V31H21ZM1 34V35H2ZM58 34V33H57ZM4 35V36H5ZM23 35V36H22ZM38 35H41V34H39L38 33ZM60 36V35H59ZM65 36V35H64ZM261 36H262V33H261ZM9 37V38H8ZM39 37H41V39L40 40H42V36H39ZM48 37V36H47ZM50 37V36H49ZM54 38L56 39L55 41H54ZM60 38V39H59ZM45 39H47L46 37H45ZM63 39V38H62ZM64 39H63V41H64ZM26 40H27V42H26ZM30 40V39H29ZM57 40H61L60 42H57ZM71 40V39H70ZM43 42V41H42ZM65 42V41H64ZM76 42V41H75ZM38 43H39V41H38ZM57 43V44H56ZM262 43V42H261ZM260 43V44H261ZM14 44H17V45H14ZM40 44H42L41 42H40ZM259 44V43H258ZM39 45V44H38ZM80 46H82L81 44H79ZM11 46V48H9ZM13 46V47H12ZM44 46V45H43ZM51 46H53V47H51ZM60 46V47H59ZM256 46H258L259 47V45H256ZM40 47V48H39ZM13 48V49H12ZM15 48V49H14ZM45 48V49H44ZM74 48H71V49H74ZM12 49V50H11ZM40 49V50H39ZM62 49V48H61ZM52 50V52L53 53H51V55H50V51ZM83 50V49H82ZM23 52L24 54H26L27 56L25 57V55L22 53V55H24L23 57H21L19 54H20V52ZM46 52L47 53H49V54H46ZM66 52V53H65ZM80 52V51H79ZM5 53V52H4ZM73 53V52H72ZM43 54H46V55H48V56H50V59H49V57L47 58L48 60H46V56L45 55H43ZM57 55L58 54V56L57 57H54V55ZM65 54H68V55H65ZM40 55H42V57L40 56ZM4 56H5V54H4ZM45 56V57H44ZM72 57V56H74V58L72 57V58H70V60L71 59H74V61L73 62H75V64H76V61H77V64L76 65H74V63H73V66H74V68L75 69H80V73L82 74V76H81V74L80 73H76V71L74 70V69H72L71 68V66L72 65H70L71 64V62L68 64L67 62H66V57ZM81 56V55H80ZM2 57V56H1ZM41 58H45V60H46V62H44V61H42L41 60ZM75 58H77V59H75ZM0 59H2V58H0ZM9 59V58H8ZM83 59H84V57H83ZM125 59V58H124ZM6 61V63H8L7 62V59H5ZM12 60V61H11ZM69 60V59H68ZM69 60V61H70ZM18 61V62H17ZM41 61V62H40ZM68 61V62H69ZM108 61V60H107ZM125 61V60H124ZM4 62V61H3ZM82 62V61H81ZM126 62H127V60H126ZM12 63H14V61L12 62ZM43 63H45L44 65H43ZM108 63H110V61L108 62ZM31 64H38L39 65V67H35L36 65H34L33 67H30V65ZM85 64H87V62L85 63ZM79 65V66H78ZM93 65H94V63H93ZM130 65V64H129ZM0 66V67H1ZM14 66V65H13ZM21 66V67H20ZM68 66V67H67ZM69 66H70V70H68V68H69ZM72 66V67H73ZM76 66V67H75ZM78 66V67H77ZM86 65H84V67H85ZM103 66V65H102ZM131 66V65H130ZM93 67V66H92ZM95 67V66H94ZM31 69V68H33L32 69V71L35 73L34 75L37 77V78H35V80H33L31 77H33L32 75H30V76H27L26 74H23L24 72V70H28V69ZM123 68V67H122ZM36 69H39L38 70V72L40 71V69H42V72L40 73H38L37 72V70ZM85 69V68H84ZM94 69V70H95ZM100 69V68H99ZM125 69V68H124ZM12 70V71H11ZM19 71V72H21L20 70H22V74L23 75H26L27 77L25 78L23 75H21L20 74V76H22L21 78H23V80L22 81H19V84H18V86H16L14 83H12V79L11 78H13V73L15 72V71ZM73 70L75 71L74 73H75V75L78 77H74V79H76V81L79 79V77L81 76V78L82 77H84L83 79H79V81L81 82V81H83V80H85L84 81V83H86V85L83 83V85H85L86 87L88 86V85H90V86H88V89L86 88V90H83V89H85V88H83V89H81V87H74L73 85L75 84V82L74 81H71V80H73V77H71L72 76V72H73ZM84 72H83V71ZM108 70V69H107ZM113 70H114V68H113ZM116 70H118V67H116V69L114 70V71H116ZM120 70H123V69H120ZM119 70V71H120ZM128 70H130L129 68H128ZM132 71H133V69H131ZM14 71V72H13ZM66 71H72L70 74H71V76H70V74L68 73V72H66ZM89 71V72H88ZM118 71V72H119ZM18 72V73H19ZM62 72H65V73H62ZM77 72H78V70H77ZM86 72L88 73V75H85L86 74ZM10 73H12V74H10ZM25 73H27V74H29V73H31V70L29 71L28 70V72H25ZM38 73V74H37ZM67 73L69 74V76L70 77H68V79H67V77H66V75H67ZM73 73V74H74ZM83 73H84V75H83ZM108 73V72H107ZM111 73V72H110ZM123 73H124V71H123ZM15 74V73H14ZM60 74H64L65 76H64V78H63V76H61ZM105 74H106V72H105ZM109 74V73H108ZM108 74H106V75H108ZM126 75H127V73H125ZM129 74V73H128ZM18 75V74H17ZM90 75V76H89ZM106 75H104V76H106ZM122 75V74H121ZM133 75V74H132ZM19 76V75H18ZM18 76H16V79L15 78H13V79H15V80H17V79H19V77ZM57 76H59V78H60V76H61V78L62 79H64L65 81H63V80H61V79H57L58 77ZM74 76V75H73ZM128 76H131V75H128ZM18 77V78H17ZM120 77V76H119ZM118 77V78H119ZM125 77V76H124ZM67 79V81H66V79ZM69 78H71L70 80H69ZM97 78H96V80H97ZM121 78H123V77H121ZM25 79H27V80H25ZM30 79H32V80H30ZM55 79H57L56 81H55ZM103 79V78H102ZM102 79H101V81H102ZM105 79V78H104ZM104 79H103V84L105 83L106 84V82H104ZM126 79V78H125ZM61 80V81H60ZM95 80V82H97V81H99V80H97L96 81ZM120 80V79H119ZM11 82V83H9V84H11V85H9L8 84V82ZM54 81L56 82V85H54L55 83H54ZM59 81V82H58ZM68 81H70L71 82V84L68 82ZM76 82L77 84H76V86H79L81 83L80 82ZM101 81H99V85L97 84H95V88L94 87H92V89L94 88V89H96L97 88V86H98V92L97 93H99V94H101V92L103 91L104 93H107V94H111L112 92H110L109 93V91H112L111 89L112 88H109L110 90H108V88H107V86H108V84H106L104 87H103V85H102V82ZM112 81H114V80H112ZM117 81V80H116ZM121 81H122V79H121ZM121 81H119V82H121ZM129 81V80H128ZM15 82V81H14ZM64 82H66L67 84H68V88H70L69 86H71L72 85V82H74V84L71 86L72 87V89L73 88H76L77 90H78V92H79V90L81 89L82 90V92L81 93H79L80 94V98L78 99L77 98V96H75V94L76 95H78L77 93L78 92H76V93H74L75 91H76V89H68V88H66V83H65V87L63 88V89H60L59 90V88H62V87H59V85L58 84H60V86H64V84L63 83ZM101 82V83H100ZM130 82V81H129ZM129 82H126V83H129ZM58 83V84H57ZM80 83V84H79ZM92 83H93V85H92ZM110 83H112V82H110ZM121 83H123V81L121 82ZM79 84V85H78ZM88 84V85H87ZM120 84V83H119ZM100 85L103 87V89H102V87H101V89H102V91H101V89L99 88L100 87ZM115 85H117V82L115 83ZM114 85V86H115ZM129 85H131V84H129ZM120 86H122V84L120 85ZM118 87V89L119 88H121V87ZM23 87V88H22ZM52 87V88H51ZM57 87H59V88H57ZM106 87V88H105ZM112 87V86H111ZM124 87V86H123ZM20 88L22 89V90H20ZM28 88H33L32 89V92H35V93H37L36 95H41V97L39 96V97H35V96H33L35 93H33V94H30V93H28ZM34 88H41L40 90H42L43 91V89L42 88H44V90H45V92H47V90H49V88L50 89H52V91L54 92V90L53 89H55V92L58 94V96H57V94L55 93V95L58 97H56V98H54V96L52 95L51 97L52 98H50V96H49V92H48V94H47V98H44L43 97V94H45V92L44 93H42V91L40 92L41 94H38L39 92H38V90H36V91H34L35 89ZM58 91H57V90ZM100 89V90H99ZM107 89V90H106ZM115 89V88H114ZM128 89V88H127ZM130 89V88H129ZM75 90V91H74ZM80 90V91H81ZM87 90H90V91H88L87 93H85V91H87ZM106 90V91H105ZM115 90H117V89H115ZM120 91H121V89H119ZM118 90V91H119ZM123 90V89H122ZM124 90H126L125 88H124ZM123 90V91H124ZM72 91V92H71ZM74 91V92H73ZM93 91V93L96 95V93H95V91H97V90H92ZM108 91V92H107ZM117 91V92H118ZM53 92H51L52 94H54ZM84 92V93H83ZM90 92V93H89ZM102 92V93H103ZM114 93H116L115 91H113ZM70 93L72 94V93H74V95L72 94L71 95V97H73L72 99H70L68 96L70 95ZM83 93V94H82ZM103 93V94H104ZM69 94V95H68ZM84 96L85 95V97L86 98H88V99H83V98H85V97H81L82 95ZM87 94V95H86ZM88 94H89V96H90V99H92V97L95 99V101H93L92 103H91V101L89 100V97H87L88 96ZM92 96H91V95ZM98 94V95H99ZM118 94V93H117ZM97 95V96H98ZM102 95V94H101ZM100 95V96H101ZM104 95H106V94H104ZM104 95H102L103 97H105ZM45 96V95H44ZM48 96H49V98H48ZM67 96V97H66ZM99 96V97H100ZM108 96V95H107ZM44 99H43V98ZM66 97V98H65ZM75 97V98H74ZM115 97H116V95H115ZM66 99V101H65V103L66 102H68V100L67 99H70L71 100V102L73 103V107H72V105L71 106H69L70 105V103L68 104V103H66L65 105H64V100ZM81 99H82V101L84 100V102L87 104V101H90L89 102V104H93V105H89V104H87V105H85L84 104V102H82L81 101ZM101 100V99H100ZM71 103V104H72ZM100 103V102H99ZM61 105H64L65 106V109L63 110L62 108L64 107V106H61ZM66 106H69V107H66ZM94 106H93V108H94ZM38 108H41V110L40 109H38ZM93 108H91L90 109V111L91 110H94ZM61 109V110H60ZM66 110V112H68V114H69V118H70V121H68L69 119L66 117V119H68L67 121L65 120V117L63 118L62 117V115H63V113H65L66 114V112H63V111H65ZM80 110V113H78V111ZM86 110V112H88ZM61 111V112H60ZM89 111V112H90ZM58 112V114H57V117L56 118H58L57 120L59 121V117H61V119L63 118V120H62V122H61V120L58 122V124H56L57 123V121H54V122H56V123H54L53 122V120H55V114ZM60 112V113H59ZM92 112V111H91ZM84 113V112H83ZM60 114H62V115H60ZM67 114V115H68ZM77 114H79L78 116H77ZM87 113H85V115H86ZM58 115H59V117H58ZM81 115V117H83V122L81 121V120H79V118H78V121H77V117H79ZM89 115V114H88ZM91 115V114H90ZM64 116H66V115H64ZM75 116H76V121L77 122H71V121H75V120H72V119H74L75 118ZM85 117H87V116H85ZM91 117V116H90ZM54 118V119H53ZM92 118V117H91ZM81 119V118H80ZM87 119V118H86ZM65 120V122H68V125L65 123V122H63ZM92 120V119H91ZM90 120V121H91ZM89 121V120H88ZM71 122V123H70ZM64 123V124H63ZM73 123V124H72ZM79 123V124H80ZM87 123H89V122H85V124H87ZM91 123V122H90ZM105 123V122H104ZM55 124H56V127H55ZM70 124V125H69ZM75 124V125H76ZM79 124H77V126L80 128V126L81 125H79ZM93 124V123H92ZM92 124H90L91 125V127L92 126H94L93 127V129L96 127L95 125H92ZM89 125V124H88ZM88 125H86V126H88ZM89 125V126H90ZM84 126V125H83ZM79 128H78V131H80L81 133H82V129L84 128V127H81L80 128V130H79ZM86 129V128H85ZM100 129V128H99ZM70 130V131H69ZM75 130L77 131V129L75 128ZM89 130H90V128H89ZM111 130V129H110ZM113 130V129H112ZM71 131L73 132V136H71L70 134H71ZM84 133H85V131H83ZM104 132V131H103ZM107 132V131H106ZM118 132V131H117ZM116 132V133H117ZM83 133V134H84ZM86 133H88V132H86ZM84 134V136L85 135H87V134ZM136 133V132H135ZM142 133V132H141ZM77 134H80V133H77ZM96 134V133H95ZM101 134V133H100ZM106 134V133H105ZM105 134H102V135H105ZM138 134V133H137ZM70 135V136H69ZM80 136H82V135H80ZM84 136H82V138L84 137ZM88 136H89V134H88ZM99 136H101V135H99ZM98 136V137H99ZM135 136V135H134ZM189 136V135H188ZM78 137V136H77ZM77 137H75L76 139H78ZM96 137V136H95ZM102 137V136H101ZM108 137V136H107ZM107 137H105L104 136V138H107ZM154 137H156V136H154ZM164 137V136H163ZM162 137V138H163ZM172 137V136H171ZM177 137V136H176ZM181 137H182V135H181ZM92 138V136H90V139ZM100 138V137H99ZM99 138H96V139H99ZM110 138V137H109ZM115 138V137H114ZM113 138V140L114 141H116V138L114 139ZM132 138V137H131ZM136 138V137H135ZM134 138V139H135ZM161 138V139H162ZM170 138V137H169ZM169 138L167 139V138H165L164 140L165 141H167V140H169ZM173 138V137H172ZM187 137H184V139H183V137H182V139L185 141V139H186ZM190 138V137H189ZM129 139V138H128ZM128 139H126V144H127V141H128ZM153 139V138H152ZM177 139V138H176ZM181 139V138H180ZM188 139V138H187ZM88 140V139H87ZM103 140V139H102ZM107 140H110V139H107ZM111 140H112V138H111ZM112 140V141H113ZM118 140V139H117ZM133 140V139H132ZM137 140H139L140 141V144H139V142L137 143ZM136 140V144L138 145V147H140V145H141V147H142V145H145L146 143H148L147 141H145L146 143H144V142H142V144H141V138L140 139H137ZM143 140H146V138L145 139H143ZM157 140H159V139H157ZM164 140L163 141H161V144L163 145V142H164ZM172 140V139H171ZM178 140H179V137H178ZM183 140H182V142H183ZM189 140V139H188ZM188 140H187V142H188ZM89 141V140H88ZM91 141H93L92 139H91ZM96 141V140H95ZM100 141H101V138H100ZM111 141V142H112ZM113 141V142H114ZM135 141V140H134ZM153 141V140H152ZM151 141V142H152ZM155 141V140H154ZM153 141V142H154ZM173 141H175V140H173ZM181 141V140H180ZM68 142H70V143H68ZM77 143H76V145L78 144V141H76ZM108 142V141H107ZM118 142V141H117ZM152 142V146H153V144L155 143H153ZM178 142V141H177ZM182 142H180V143H182ZM64 143H67L66 145L64 144ZM91 143H93V142H91ZM96 142H94V145H96L95 144ZM98 143H99V140H98ZM97 143V144H98ZM144 143V144H143ZM168 143H170V141L168 142ZM173 143V142H172ZM90 144V143H89ZM100 144V143H99ZM108 144V143H107ZM125 145V143H122V145ZM136 144L135 145H133V147L135 148V146H136ZM159 144V146L161 145L160 144V142L158 143ZM164 144H165V146H160V147H167L166 146V144H167V142H164ZM171 144V143H170ZM173 144H175V142L173 143ZM178 144V143H177ZM72 145V144H71ZM70 145V146H71ZM74 145V144H73ZM80 145V144H79ZM85 145V144H84ZM92 145V144H91ZM102 145V144H101ZM103 145H105V144H103ZM113 145H118L117 143L115 144H113ZM121 145V142H119V145L118 146H120ZM128 145H132V143H130V144H128ZM148 144H146V146H147ZM196 145V144H195ZM27 147V148H25V147ZM97 147H99L98 145H96ZM96 146H94V147H96ZM151 146V147H152ZM158 146V147H159ZM172 146H174V145H172ZM181 146V145H180ZM25 149H24V148ZM74 147V146H73ZM91 147V146H90ZM92 147H93V145H92ZM101 147V146H100ZM107 147H108V145H107ZM106 147V149H109V148H107ZM109 147H111V145L109 146ZM117 147V146H116ZM126 147V146H125ZM124 146H121L120 148L122 149V148H125ZM144 147V146H143ZM142 147V148H143ZM155 147V146H154ZM158 147H156V148H158ZM170 147H171V145H170ZM192 147H195V146H193L192 145ZM197 147H201V146H196L195 147V149H197ZM70 150H69V149ZM71 148H72V146H71ZM76 148H80V147H78V146H76ZM85 148V147H84ZM87 148V147H86ZM85 148V149H86ZM112 148V147H111ZM117 148H119V147H117ZM117 148H116V150H114L115 151V153H117L116 151H121V149L119 150H117ZM142 148H139V150L140 149H142ZM175 148V147H174ZM181 148H182V146H181ZM189 148V147H188ZM206 148V147H205ZM81 150H82V148H80ZM90 150H92V148H89ZM88 149V150H89ZM96 149V148H95ZM94 149V150H95ZM99 149V148H98ZM127 149H132V151H130V150H128V152H132L131 153V155L133 154V150H135V149H133L131 146H130V148L128 147ZM126 149V150H127ZM145 149H146V147H145ZM144 148L142 149V151L144 150V152H148L147 151V149L145 150ZM148 149H149V146H148ZM153 149V148H152ZM162 149V148H161ZM169 149H171V148H169ZM184 149V148H183ZM79 150V149H78ZM87 150V149H86ZM87 150V151H88ZM164 150V149H163ZM180 150V149H179ZM203 150V149H202ZM68 151H69V153H68ZM80 151V150H79ZM78 151V152H79ZM86 151V152H87ZM114 151H112L111 150V152H110V150H109V153L110 154H112ZM157 151V150H156ZM169 151V150H168ZM172 151H173V147H172ZM171 151V152H172ZM199 151H200V148H199ZM209 151V150H208ZM207 151V152H208ZM213 151H215L214 149H213ZM231 151V150H230ZM237 151V150H236ZM22 154H21V153ZM80 152H82V151H80ZM83 152H84V150H83ZM82 152V153H83ZM91 151H89V153H90ZM127 152V151H126ZM144 152H143V155H144V157H142L141 155H140V153H141V151H140V153H139V156L137 155V154H135L136 156H138V158L139 157H141V158H139L141 161L142 160H144V158H145V154H144ZM151 152H152V150H151ZM154 152V151H153ZM160 152V151H159ZM191 152V153H190ZM192 152H194V153H192ZM38 153H40V157L38 156L39 154ZM92 153V152H91ZM90 153V154H91ZM106 153V152H105ZM104 153V154H105ZM120 153V152H119ZM119 153H118V155H119ZM123 155L125 154L124 153V149H123V151L121 152ZM130 153H128V155H130ZM136 153H137V151H136ZM162 153V152H161ZM167 153V152H166ZM169 153V155L171 156V154H170V151L168 152ZM199 153V152H198ZM203 153H204V151H203ZM209 153H210V151H209ZM218 153L219 152H217V156H218ZM38 154V155H37ZM103 154V162H104V157H106V154L104 155ZM107 154H108V151H107ZM110 154H108L109 156H110ZM121 154V155H122ZM133 154V155H134ZM142 154V153H141ZM160 154V153H159ZM206 154V153H205ZM75 155V156H76ZM86 155V154H85ZM99 155V154H98ZM118 155H116L115 156V154L114 155H112L111 157L112 158H114V159H116V157L118 156ZM126 155V154H125ZM133 155H132V157H133ZM134 155V157L133 158H135L136 159V156ZM153 155V154H152ZM161 155V154H160ZM164 155V154H163ZM167 155V154H166ZM165 155V156H166ZM177 155V156H176ZM209 155V154H208ZM220 155V154H219ZM231 155V154H230ZM238 155V154H237ZM73 156V157H72ZM79 156H81V155H79ZM78 156V157H79ZM83 156V155H82ZM88 156H90V155H88ZM93 156V155H92ZM109 156L106 158L108 161H110L108 158H109ZM113 156H115V157H113ZM150 156V155H149ZM206 156V155H205ZM43 159H42V158ZM77 157V156H76ZM76 157H75V159H76ZM99 157H101V155L99 156ZM110 157V158H111ZM148 157V156H147ZM157 157V156H156ZM169 156H167V157H165V158H167V159H169L168 158ZM207 157V156H206ZM212 157V156H211ZM226 156H225V154H224V158H225ZM228 157V156H227ZM237 157V156H236ZM69 158V159H68ZM84 158H86V157H84ZM88 158V157H87ZM90 158H92V157H90ZM95 158H98V157H95ZM94 157L92 158V159H95ZM118 159H117V161H115L114 160V162L112 163V165L111 166H113V164L115 165H117L118 164V166L119 165H121L123 162H125L126 164H122V167H124L125 165H127V162L125 161L126 160V158H124L125 160H123V157L121 156V157H117ZM131 158V157H130ZM133 158H131V160L133 159ZM157 158V159H158ZM210 158V157H209ZM241 158V157H240ZM239 158V159H240ZM82 159V158H81ZM89 159V158H88ZM106 159H105V162H107V163H110V162H108V161H106ZM156 159V158H155ZM208 159V158H207ZM207 159H206V161H207ZM243 159V158H242ZM91 160V159H90ZM89 160V161H90ZM97 161H98V159H96ZM113 160V159H112ZM120 160H123V162L122 161H120ZM166 160V159H165ZM204 160V159H203ZM210 160V159H209ZM219 160H221V158H219ZM225 160V159H224ZM77 161H78V159H77ZM96 161V162H97ZM99 161H101L102 162V160H99ZM136 161V160H132V162L131 163H134V162ZM141 161H140V163H141ZM169 161V162H168ZM201 161V162H200ZM205 161V160H204ZM235 161V160H234ZM233 161V162H234ZM88 162V161H87ZM91 162V161H90ZM102 162V163H103ZM117 162H120V163H117ZM122 162V163H121ZM148 162V161H147ZM162 162V163H161ZM208 162H210V161H208ZM208 162H206V163H208ZM223 162V161H222ZM64 163V164H63ZM95 163V162H94ZM93 163V164H94ZM142 163L144 164V162L142 161ZM150 163V162H149ZM202 163V164H201ZM251 163V162H250ZM64 165V166H62V167H64V168H62L61 167V165ZM92 164V163H91ZM92 164V166L94 167V168H97V169H99L101 166H98L99 164L101 165V163L99 162V164H98V162H97V164H96V166L97 167H95V165H93ZM237 164V163H236ZM240 164V163H239ZM242 164V163H241ZM244 164V163H243ZM87 165V166H86ZM107 164L105 163V165H102V166H106ZM109 165V164H108ZM228 165V164H227ZM238 165V164H237ZM91 166V165H90ZM138 166H139V168H138ZM213 167L214 166H216V165H212ZM222 166V165H221ZM230 166V165H229ZM232 167L234 166V165H231ZM69 167V166H68ZM99 167V168H98ZM122 167H121V169H122ZM128 167H129V170H131V172L132 171H134V168L135 167H133V169H131L132 167H131V165L129 166V163H128V166H127V168L125 169V171L127 170V171H129L128 170ZM219 167V166H218ZM81 168H82V170H81ZM108 168V167H107ZM110 168V167H109ZM109 168H108V172H109ZM112 168V167H111ZM110 168V169H111ZM113 168H115L114 166H113ZM111 169L110 171H115V169ZM118 168V167H117ZM117 168H116V170H117ZM151 168V169H150ZM64 170V171H66V173L64 172V171H62V170ZM214 169V168H213ZM217 169V168H216ZM59 170H61L62 171V173L61 174H59L58 173V171ZM146 170H148V172L146 171ZM150 170V171H149ZM69 173H68V172ZM81 171V172H80ZM113 171V172H114ZM124 170H123V173L125 172ZM126 171V172H127ZM134 171V172H135ZM146 173H145V172ZM165 171V172H164ZM213 171V170H212ZM211 171V172H212ZM224 171V170H223ZM226 171V170H225ZM103 173L104 175H106V176H104L103 174H101V173ZM112 172V174L113 175H115V181H120L122 178L120 177V179H118L119 177H118V175H120V174H114ZM125 172V173H126ZM130 172V173H131ZM134 172H132V173H134ZM211 172H209V173H211ZM213 172H215V171H213ZM86 173V175L88 176H84V174ZM225 173V172H224ZM139 174H140V176H139ZM221 174V173H220ZM219 174V175H220ZM33 175V176H32ZM207 175H208V177H207ZM211 175V174H210ZM26 176H28L27 178L29 179L30 177L32 178V182H33V180L36 178V176L37 177H39L40 179H38L39 180V183H38V185L36 186V185H34V187H27V184L29 183L28 182V179H24V178H26ZM108 176V177H107ZM112 176V175H111ZM116 176L118 177V178H116ZM121 176V175H120ZM138 178H137V177ZM222 176V175H221ZM35 177V178H34ZM87 177V178H86ZM114 177V176H113ZM225 177V176H224ZM224 177H223V179H224ZM261 177V176H260ZM31 178H30V183H31ZM34 178V179H33ZM91 178V177H90ZM89 178V179H90ZM94 179H96L95 177H93ZM107 178H110V179H107ZM262 178V177H261ZM81 179H82V181H81ZM89 179H88V181H89ZM117 179V180H116ZM131 178H129V180H130ZM137 179V180H136ZM226 179H227V176H226ZM26 180V181H25ZM76 180V181H75ZM260 180V179H259ZM25 181V182H24ZM54 181V182H53ZM72 181H70L71 183H73ZM94 181V182H93ZM220 181H221V179H220ZM27 182V183H26ZM114 182V181H113ZM216 182V181H215ZM214 182V183H215ZM257 182H258V179H257ZM29 183V184H30ZM55 183V186L57 185ZM63 183V182H62ZM97 183H100V181L99 182H97ZM227 183V182H226ZM262 183V182H261ZM24 184H25V186H26V188H28V190H25L24 192H21L22 191V189L21 188H25V186H24ZM28 184V185H29ZM68 184H70V183H68ZM75 184V183H74ZM100 184V185H101ZM152 184L153 185H156L157 186V188L159 187V189L160 190H157V188H155L156 186H154V188L155 189H153V187H152V191H151V189L149 190V188L150 187H148L149 185L150 186H152ZM259 184V183H258ZM257 184V185H258ZM52 185V191L51 192H53V190H54V186ZM91 186V187H89V186ZM98 185V184H97ZM97 186V188H98V191L99 190H101V192H102V194H104L103 193V186H102V188L103 189H99L101 186ZM131 185H133V184H131ZM216 185H219V186H221L222 187V185L223 184H221V182H217L216 183ZM228 185H229V183H228ZM259 185H261V184H259ZM262 185H263V183H262ZM95 187V188H93L92 189V187ZM109 186H108V188H109ZM128 186V187H127ZM147 186V187H146ZM219 186H216L217 188L219 187ZM45 187V188H44ZM60 187V186H59ZM64 187V186H63ZM80 187H81V185H80ZM127 187V188H126ZM136 187V188H137ZM221 187H219V189L221 188ZM225 187V186H224ZM235 187H237V186H235ZM234 187V188H235ZM23 188V189H24ZM148 188V189H147ZM50 189V190H49ZM60 189V188H59ZM67 189V188H66ZM79 189H81V188H79ZM130 189V192L128 191ZM147 189V190H146ZM217 189L218 190V192H226V190H227V188L223 191L222 189ZM249 189V188H248ZM254 189V188H253ZM258 189V188H257ZM64 190V189H63ZM97 190V189H96ZM142 190V189H141ZM249 190H251V189H249ZM46 191V192H47ZM55 191V190H54ZM82 191H83V193L85 192V194L86 195H84L83 194V197H85V198H83L82 196H81V193H82ZM92 191V192H91ZM95 191V190H94ZM127 191H128V193H127ZM132 191V192H131ZM136 191H138L137 189H136ZM143 191V190H142ZM142 191H138L139 192V195H142L141 193H144V192H142ZM155 191V192H156ZM234 191V190H233ZM254 191V190H253ZM262 191V190H261ZM46 192L44 191V193H40L41 194V196L40 197H42L43 198V196L45 197L46 196ZM56 193H60V191L58 192L57 190L55 191ZM55 192H53V193H55ZM63 192V191H62ZM77 192L78 193H80V195L79 194H77ZM100 192V191H99ZM101 192H100V194H101ZM134 192H135V190H134ZM141 192V193H140ZM152 192L154 193V194H152ZM38 193V194H39ZM133 194V196H132V194ZM146 193V194H147ZM228 193V192H227ZM234 193H235V191H234ZM233 193V194H234ZM242 193V192H241ZM39 194V195H40ZM44 194V195H43ZM50 194V196L51 195H53V194H51V193H48V195ZM78 195L79 197H80V201H81V203H77L78 205H76V206H74V207H72V205L71 204H69V205H67L68 203H70V200L72 201V199H74V197H76V195ZM112 194V193H111ZM130 195L129 197H128V195ZM158 194H159V196H158ZM187 194H190L189 196L187 195ZM220 194V193H219ZM236 194V193H235ZM31 195L32 196H34V195H36V196H34L32 199H34V200H32L30 197H31ZM71 195H73L72 196V199L70 198V196ZM89 195H88V197H89ZM98 195H99V193H98ZM204 195V197H205V199H203V202L201 201V197ZM211 195V194H210ZM221 195V194H220ZM224 195V194H223ZM229 195V194H228ZM238 195V194H237ZM21 196H25V198H21ZM54 196H55V194H54ZM53 196V197H54ZM113 196V195H112ZM111 196V197H112ZM212 196H213V194H212ZM27 197V198H26ZM40 197H36V198H39L40 199ZM90 200L92 199V196L90 195ZM100 197V198H99ZM101 197H102V199L103 200H101ZM110 197V196H109ZM134 197H136L135 199H137V196L135 195ZM138 197V199H141V198H139ZM159 197V198H158ZM203 197V198H204ZM217 197V196H216ZM220 197H222V196H220ZM224 197V196H223ZM223 197H222V199H223ZM50 198V197H49ZM48 197H47V199H49ZM83 198V199H82ZM98 198H99V200H98ZM113 198V197H112ZM131 198V199H130ZM155 198H158V200H156ZM200 198V199H199ZM211 198V197H210ZM218 198V197H217ZM225 198V197H224ZM29 199H31V200H29ZM52 199V198H51ZM51 199H49V201L51 200ZM75 199H77V197L75 198ZM74 199V200H75ZM134 199V201H136ZM199 199V200H198ZM211 199H213V198H211ZM43 200H45V199H43ZM53 200H55V199H53ZM73 200V201H74ZM210 199H208V202H212V200L211 201H209ZM224 201H226V199H223ZM227 200H229V198L227 197ZM231 200V199H230ZM28 201H30V202H28ZM68 201V202H67ZM71 202L72 204L74 203V202ZM95 203H94V202ZM104 204H106L107 203V205H109V206H107V205H105L104 204V206H106V207H104L103 206V208H106V209H103L102 208V206L101 205H103V204H101L100 206H99V204L101 203V202ZM119 201H120V203H119ZM157 201H159V202H157ZM183 201H185V202H183ZM194 201H197L196 203H192V202H194ZM214 201V200H213ZM43 202H45V201H43ZM65 202H67V204L65 203ZM78 202V201H77ZM99 202V203H98ZM113 202H114V204H116L115 205V207H114V204H113ZM221 202V201H220ZM28 203V204H27ZM34 203H36V202H34ZM39 203V202H38ZM46 203V202H45ZM47 203H48V200H47ZM47 203H46V205L45 206H48L47 205ZM75 203H76V201H75ZM74 203V204H75ZM133 203V204H132ZM147 203V202H146ZM151 203H148L149 205H152ZM192 204V205H189V204ZM201 203H199V204H201ZM218 203V202H217ZM224 203V202H223ZM226 203H228V201H226ZM225 203V204H226ZM37 204V203H36ZM118 204V205H117ZM130 204L131 205H133L132 207H135V205H136V207L137 206H139V207H137V208H141V209H143L144 210V212H141V215H145V216H142L143 218H141L140 220H141V224H139L138 222H139V220L137 221V223L136 224H134L135 226H134V230H136V229H139L138 227V225L137 224H139V225H141L140 227H141V231H140V229H139V231H137V232H135L134 230V232L135 233H137V234H135L132 230H130L132 227V223L130 222V221H132V222H134L135 223V221L139 218V217H141V215L140 216H138V214H140V213H138L137 214V212H136V214H135V212H133L134 210H133V208L130 206ZM135 204V205H134ZM185 205V207L183 206V205ZM215 204H216V202H215ZM230 203H228L227 205H229ZM32 205H33V203H32ZM43 205V206H44ZM71 205V206H70ZM90 205V207L92 206H96V207H93V210L95 211V213H92V216H93V214H95L94 216H96V217H98V212L97 211H100V214L99 215H101V216H103V214L105 215V213L103 212L104 210H105V212L107 211V215H108V213L110 212V211H108L109 209H107L108 207L111 209L112 208V206L114 207V208H112V210H111V212L109 213V214H111V215H108V216H112V211H115L114 209L115 208H118V207H121L122 209H120L119 208V211L120 210H122L123 211V209H125V207L123 208V206H129V209H128V207H127V212H128V214L126 215H124V216H131V214L132 213H134V214H132L133 216V218H130L131 220L129 221V217L128 218H126V219H128V220H125V221H123L124 220V218H121V222L120 221H118V220H114V219H112V220H114L115 222L116 221H118L120 224H122V225H120V227H119V224H118V222H117V225H116V223L114 222V221H112V220H110V224H109V222H107V223H101V220H99L98 218H101L100 216L97 218L98 219V221L96 220V219H94L93 217H90L91 216V214L89 215V218L88 219H90L91 220V218L94 220H89L90 221V223H87V222H89V221H84L83 222V220L81 221V220H79V218H77L78 216L80 217L81 215L79 214L80 212L79 211H83V212H81L82 214L85 212V210L87 209V207ZM182 205V206H181ZM186 205H188V207H190V206H192V207H190V208H193L195 211H193V212H188V209H186ZM202 205V204H201ZM204 205V204H203ZM210 206H209V208L207 209H205V210H208V212L210 211V210H213V208H214V206L215 205H211V204H209ZM227 205H225L226 207H227ZM17 206V207H16ZM69 206V207H68ZM101 207V209L100 208H97V207ZM116 206H118V207H116ZM179 206H181L183 209H184V211H186V213L184 212L183 214L181 213L182 212V209L180 210V211H178V209H180L181 207H179ZM194 206V207H193ZM212 206H213V208H212ZM219 206H221V205H219ZM224 206V205H223ZM222 206V207H223ZM225 206H224V208H225ZM18 207V208H19ZM27 207V206H26ZM29 207H30V205H29ZM28 207V208H29ZM50 207H51V205H50ZM67 207H68V209H67ZM71 207V208H70ZM160 207V208H159ZM202 207V206H201ZM204 207V206H203ZM25 208V207H24ZM77 208H78V210H77ZM79 208H81V210L79 209ZM130 208H131V210H132V212L130 211ZM137 208H134L135 209V211H136V209ZM189 208V209H190ZM212 208V209H211ZM216 208H218V206H216ZM215 208V209H216ZM230 208H231V206H230ZM26 209V208H25ZM30 209V208H29ZM96 209V210H95ZM97 209H99V210H97ZM103 209V210H102ZM186 209V210H185ZM192 209V210H193ZM210 209V210H209ZM221 208H219V210H220ZM227 209H228V207L227 208H225V209H223V210H226V211H223V210H220V211H223L222 213H225L224 215L226 216V218H227V215H228V213H227ZM13 210V209H12ZM31 210V209H30ZM131 212V214L129 213V211ZM204 210V211H205ZM218 210V211H219ZM14 211V210H13ZM12 211V212H13ZM19 211V209H17V212ZM20 211V212H21ZM26 211H28V209L26 210ZM33 211V210H32ZM79 212L78 214V216H76L77 214H76V212ZM122 211H120V212H122ZM139 211H141L140 209H139ZM216 211H217V209H216ZM215 211V212H216ZM219 211V213H221ZM16 212V213H17ZM38 212V211H37ZM101 212H103L102 214H101ZM116 212V211H115ZM126 212V213H127ZM190 213V214H192L193 213V215H187L188 213ZM206 212V211H205ZM204 212V214L202 213V212H200V213H202L203 214V217L205 218L206 216H208L206 213ZM207 212V213H208ZM228 212H229V209H228ZM14 213V212H13ZM22 213H17V214H20V216H23V215H21ZM31 213V212H30ZM98 213V214H97ZM148 213V214H147ZM195 213H197L196 215L197 216H195ZM230 213V212H229ZM1 214V213H0ZM11 214V213H10ZM27 214V213H26ZM34 214V213H33ZM117 214V213H116ZM115 214V215H116ZM173 214H176L177 216H174ZM202 214H200V215H202ZM14 215H15V218H17L16 217V214L14 213V214H12V216H11V218L12 217H14ZM25 215V214H24ZM107 215H106V217H107ZM135 215L137 216V218H136V220L134 221L133 219H135ZM10 215H8V216H5V217H3V221L1 222L2 223V225H7L9 222H12V219H10V217H9ZM19 216V217H20ZM116 216H118V214L116 215ZM116 216H112V217H110V218H113V217H116ZM174 216V218H172ZM17 218L18 220H20V219H22V218ZM24 217H26V215L24 216ZM119 218L121 217V216H118ZM202 217V218H203ZM9 218V219H8ZM14 218V221L16 220V224L19 222V221H17V219H15ZM27 218V217H26ZM31 218H33V217H31ZM86 218V217H85ZM103 218H105V216L103 217ZM203 218V219H204ZM211 218V221H213L212 220V217H208L207 219H210ZM116 219H118L117 217H116ZM206 219V218H205ZM207 219H206V221L204 220V224H205V222H207ZM231 219V218H230ZM229 218H227V220L229 221L230 220ZM235 219V218H234ZM2 220V219H1ZM10 220V221H9ZM23 220H25V219H23ZM30 220V219H29ZM96 220V221H95ZM184 220L185 221H187V222H193L194 224L192 225V226H189V225H186L185 223H184ZM223 219H221V221H222ZM232 220V219H231ZM33 221V220H32ZM112 221V222H111ZM127 221H129V222H127ZM181 221H183V223L181 222ZM210 221V220H209ZM207 222V225L208 226H210L209 228L210 229H214V226H216L215 228H217L216 230H218V227H223V222H222V226H217V225H215L214 224V226L212 227V223H211V225L209 224L210 222ZM225 221V220H224ZM228 221H227V224H228ZM235 220H233V223H236V222H234ZM8 222V223H7ZM123 222H125L124 223V225L126 226L128 223H129V225L131 224V226H129L128 228H127V226H126V228H125V226H123ZM21 223V222H20ZM24 223V222H23ZM27 223V222H26ZM202 223V222H201ZM219 223H220V221H219ZM11 224V223H10ZM10 224H9V226H10ZM14 224V223H13ZM116 225V227H117V229H116V227L114 228L112 225ZM189 224V223H188ZM225 224H226V221H225ZM224 224V225H225ZM226 224V225H227ZM4 225V226H5ZM137 225V226H136ZM206 225V224H205ZM226 225L224 226V227H226ZM232 225V224H231ZM11 226H12V224H11ZM122 226V227H121ZM199 226V225H198ZM207 226V227H208ZM229 226H230V224H229ZM228 226V227H229ZM235 226V225H234ZM6 228H8L7 226H5ZM2 230H4L2 227H0ZM176 228H177V230H176ZM191 228V229H190ZM130 231V233H131V231L134 233V237L132 236V234L133 233H129V231ZM173 229H175V231L173 230ZM183 229V230H185V231H183L184 233H182V231L181 230ZM195 229H201V228H195ZM226 230L228 229L227 227L225 228ZM6 230V229H5ZM10 230V229H9ZM12 230V229H11ZM20 230V229H19ZM144 230V231H143ZM172 230V231H171ZM194 230V229H193ZM215 230V232H217ZM226 230H224V229H222V231H225L226 232ZM176 233V236H178L179 234V238H183L182 239V241H186V242H184V243H182V241H180V240H178V238H176L175 239V237H174V235L173 234H175L174 232ZM177 231L178 232H180V233H177ZM195 231V230H194ZM199 231V230H198ZM203 231V230H202ZM0 232H1V230H0ZM3 232V231H2ZM2 232H1V234H2ZM173 232V234H171ZM193 232V231H192ZM209 232V231H208ZM225 232H224V234H225ZM189 233V232H188ZM187 233V234H188ZM128 234H130V235H128ZM196 234V233H195ZM208 234V233H207ZM207 234H206V236H207ZM211 234V233H210ZM212 234H213V232H212ZM217 234V233H216ZM224 234H222V236L224 235ZM6 235V234H5ZM17 235V236H16ZM189 235V234H188ZM202 235V234H201ZM129 236V237H128ZM131 236V237H130ZM139 236V237H138ZM146 236V237H145ZM219 236H220V233H219ZM218 236V237H219ZM4 237V236H3ZM8 237V236H7ZM199 237V236H198ZM201 237V236H200ZM208 237H210V239L209 240H211V241H214L215 240V238L214 237H212V235L210 236V235H208ZM143 238H148V239H146L147 240V242L145 243V242H142L141 240H143V241H146L145 239H143ZM188 238V237H187ZM194 238V237H193ZM197 238V237H196ZM205 240H206V238H205V236L203 237ZM45 241H44V240ZM202 239V238H201ZM203 239V240H204ZM259 239H260V237H259ZM200 240V239H199ZM208 240V239H207ZM220 240H221V236H220ZM15 243H14V242ZM202 241V240H201ZM224 241V240H223ZM40 242H45V243H43V245L44 246H42L41 244L42 243H40ZM91 242H92V244L94 245V243H95V245L93 246L92 244H91ZM209 242V241H208ZM225 242V241H224ZM224 242H221L220 241V245L221 246H223V248H224V250H225V252H226V247H227V245H226V242L224 243ZM10 243V244H9ZM89 243H90V245H89ZM202 243V242H201ZM212 243V242H211ZM8 244V245H7ZM13 244H15V245H17V246H15V245H13ZM106 245L107 244V246L108 247H111V248H108L107 246L106 247H103V245ZM183 244H185V245H183ZM79 245H80V248H82L83 247V249H81L80 250V248H78L79 247ZM89 245V246H88ZM92 245V246H91ZM104 245V246H105ZM111 245V246H110ZM192 245V244H191ZM197 245V244H196ZM200 245V244H199ZM199 245L197 246L198 248H199V253H198V255L196 254L197 253V251H195L194 249V251H189V253L190 252H193V255L192 254H190V255H192V257L193 256H198L199 258L201 257L202 258V255L204 254V253H206V254H208V253H210V252H212L213 250H211L210 249V245L208 246V243H207V245L206 244H203V246L201 245L200 247H199ZM34 246V247H33ZM85 246H86V248H89V249H84L85 248ZM91 246V247H90ZM117 247L116 248V251H113L112 249H113V247ZM194 246V245H193ZM10 247H17L16 248V250H15V248H14V250H12ZM101 247H102V250L104 249V250H108V251H106V252H110L109 250L111 249L112 250V253H108V254H111V256H112V254H113V258L111 257H109L107 254V256L105 255V252H102V250H101ZM192 247V246H191ZM197 247H195V248H197ZM212 247V246H211ZM44 248V249H43ZM193 248V247H192ZM197 248V249H198ZM209 250H208V249ZM228 248V247H227ZM79 249V250H78ZM118 249H120V250H118ZM133 249L134 250H136V251H133ZM196 249V250H197ZM83 250V251H82ZM103 250V251H104ZM133 251V253H134V255H133V253H132V251ZM215 250V249H214ZM223 250V251H224ZM118 251H120L119 253L120 254H118ZM185 251V250H184ZM218 251V250H217ZM11 252H14L13 254L11 253ZM116 253L117 252V254L120 256H118V255H116L117 257H115V255H114V253ZM130 252H131V255H130ZM137 252V253H136ZM151 252V253H150ZM215 252V251H214ZM214 252H212V253H214ZM229 252H230V250H229ZM102 253H104V254H102ZM147 253H148V255H147ZM152 253L153 254H155V255H152ZM34 254H35V256L36 257H38V259L34 256ZM100 254V255H99ZM194 254H196V255H194ZM215 254L216 255H218L219 253H216L215 252ZM222 254V253H221ZM221 254H219V255H221ZM128 255H130V257L131 258H129L128 259ZM133 255V256H132ZM137 255V256H138ZM25 256H26V259H25ZM104 258L106 261H105V263L104 262H102V258ZM105 256V257H104ZM124 256V255H123ZM150 256H153V257H150ZM154 256L156 257V259L154 258ZM188 256V257H187ZM33 257V258H32ZM119 257V258H118ZM136 257V256H135ZM147 257H148V260H147ZM181 257V258H180ZM191 257V258H192ZM205 257H207V256H205ZM208 257H210V256H208ZM22 258V259H21ZM31 258H32V260H31ZM101 258V259H100ZM152 258H154L153 260H152ZM19 259H20V261H19ZM142 258H141V260L143 261V264H144V260H143ZM176 260V261H180V260ZM189 259V258H188ZM195 259V258H194ZM193 259V260H194ZM198 259V258H197ZM195 259L194 260V262H193V260L192 261H184V262H182V263H185V264H187V262H189V264L191 263V264H194V263H196V264H199L198 262H196V261H198V260H200L199 262H201V264L203 263V259H202V261H201V259ZM208 259V258H207ZM22 260V261H21ZM34 260V261H33ZM136 260V259H135ZM155 260V261H154ZM173 261V263H171L170 261ZM125 261H123V263H127V262H125ZM130 261V260H129ZM128 261V263H130ZM142 261H141V263H142ZM150 261V264L152 263ZM134 263H136L135 261H133ZM157 262V263H156ZM193 262V263H192ZM210 262L212 263V261L210 260ZM127 263V264H128ZM132 263V262H131ZM134 263H132V264H134ZM210 263V264H211ZM140 264V263H139ZM153 264V263H152ZM204 264H206V262L204 263Z\"/></svg>",
  "mask_w": 264,
  "mask_h": 264
}]
</instances>
